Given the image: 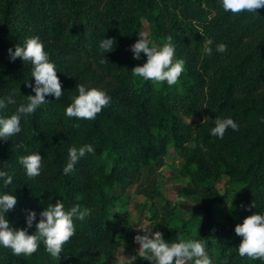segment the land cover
Masks as SVG:
<instances>
[{
	"label": "trees",
	"instance_id": "16d2710c",
	"mask_svg": "<svg viewBox=\"0 0 264 264\" xmlns=\"http://www.w3.org/2000/svg\"><path fill=\"white\" fill-rule=\"evenodd\" d=\"M142 18L153 38H173L175 58L185 61L177 85L156 86L133 76L131 69L147 60L144 54L133 59L129 50ZM36 36L64 94L59 100L47 96L46 105L21 120L19 134L0 140V171L13 177L7 187L0 180V195L18 200L6 215L30 235L36 228H27L25 210L35 211L38 223L39 213L60 200L66 210L79 205L91 215L74 221L76 235L60 260L41 242L30 257L0 246V264H120L116 252L127 237L130 212L119 203L170 146L184 160L187 192L205 203L185 204L186 219L166 207V221L176 228L165 241L179 242L178 234L205 239L212 264H264L239 256L242 238L235 233L248 216L264 214V9L233 15L220 0H0V98L15 92L16 100L0 116L10 117L35 95L25 84L35 85L32 65L10 61L8 50ZM104 38L117 42L103 54L107 63L100 62ZM209 40L211 55L204 52ZM220 43L226 52L216 51ZM78 83L111 97L95 120L65 115ZM217 117L232 118L239 131L229 128L223 139L213 137ZM21 143L26 149L17 147ZM84 145L95 154H86L65 175L69 148ZM34 153L44 158L43 168L30 180L18 158ZM253 202L251 211L241 208Z\"/></svg>",
	"mask_w": 264,
	"mask_h": 264
},
{
	"label": "clouds",
	"instance_id": "9594fccd",
	"mask_svg": "<svg viewBox=\"0 0 264 264\" xmlns=\"http://www.w3.org/2000/svg\"><path fill=\"white\" fill-rule=\"evenodd\" d=\"M225 12L233 15L242 13H257L264 9V0H220ZM137 41L130 46L133 59L140 60L141 54L147 57L143 66L137 65L132 68V74L136 78L144 81H151L154 85L160 86L167 82L169 87L179 83L181 75L185 72V61L175 59V45L172 37H167V42L162 47L151 43L144 32L138 33ZM114 38L103 39L99 44L101 53V63H107L104 53H111L116 46ZM212 41H206L204 52L212 54V49L208 46ZM218 53L227 51V45L220 43L216 47ZM10 61L17 58L23 63L32 65L31 77L35 79V85L25 83L31 88L35 95L27 96V103L20 104L16 112L10 117L0 116V140H10L11 137L22 131L21 120H27L37 109L46 105L49 101L47 96H54L59 100L64 91L62 83L57 75L56 66L50 62L49 54L45 51L44 44L38 36L27 38L23 46L17 44L15 49L8 50ZM78 95L73 98V102L66 108L65 115L68 118H76L92 121L98 114L111 103V97L104 91L97 88H87L78 83ZM15 92L7 97L0 98V111L8 105L16 104ZM208 118L205 117L204 122ZM215 127L211 129V135L223 139L227 130L239 131V125L232 118L217 117L214 120ZM76 128L80 125L76 124ZM17 147H25L22 143ZM86 154H95L92 145L82 147L72 146L68 150V163L63 169L65 175L75 170V165ZM19 163L25 169L28 179L38 177L43 168L44 158L38 153L20 156ZM0 180H3L5 187L11 185L13 177L5 171H0ZM18 200L15 195H0V246L11 249L14 255L30 257L35 254L40 243L43 242L47 253L53 260H60L66 244L70 243L76 235L75 220L84 221L91 215L88 208L81 209L79 205L65 209L62 201L57 200L55 205L48 206L39 213V222L36 223L37 213L31 210L26 211L27 228H32L35 223L36 231L28 234L27 229H16L7 218V213L15 210ZM251 211L256 208L255 202L251 205H241ZM143 235H136L134 240L139 247V253L149 264H212L207 250L205 239H185L178 234L179 242L168 243L163 237V233L153 230H142ZM235 233L242 238L238 247V254L241 258L247 257L251 260H264V214H253L244 219L242 224H237ZM133 258L129 259L131 261Z\"/></svg>",
	"mask_w": 264,
	"mask_h": 264
},
{
	"label": "rangeland",
	"instance_id": "374dc122",
	"mask_svg": "<svg viewBox=\"0 0 264 264\" xmlns=\"http://www.w3.org/2000/svg\"><path fill=\"white\" fill-rule=\"evenodd\" d=\"M139 32H144L151 43L160 47L165 43L162 39L152 37L145 18H142ZM183 163V158L170 146L167 154L158 157L149 172L145 171L140 181L122 197L119 206L129 210L130 227L127 237L121 240L116 252L120 264H149L139 253L140 246L135 243L134 238L136 235H143L142 230L159 231L163 233V237L170 234L176 227L173 221L167 223L164 214L166 207L171 208L173 216L186 219L188 210L185 204L198 206L205 203L200 195L187 192ZM223 187V183L218 185L220 190ZM131 258L133 259L129 261Z\"/></svg>",
	"mask_w": 264,
	"mask_h": 264
}]
</instances>
